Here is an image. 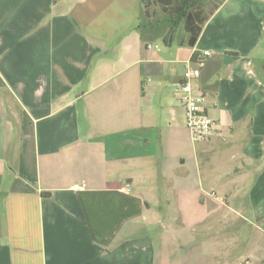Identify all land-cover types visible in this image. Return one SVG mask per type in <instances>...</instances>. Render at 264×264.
<instances>
[{"label": "crops", "instance_id": "crops-1", "mask_svg": "<svg viewBox=\"0 0 264 264\" xmlns=\"http://www.w3.org/2000/svg\"><path fill=\"white\" fill-rule=\"evenodd\" d=\"M141 21V0H0V264H210L228 205L264 244V0L222 1L193 46ZM202 51L195 144L175 89Z\"/></svg>", "mask_w": 264, "mask_h": 264}, {"label": "rangeland", "instance_id": "rangeland-1", "mask_svg": "<svg viewBox=\"0 0 264 264\" xmlns=\"http://www.w3.org/2000/svg\"><path fill=\"white\" fill-rule=\"evenodd\" d=\"M221 0H203L202 3V14L204 16H209L221 3ZM167 10V9H166ZM144 13L147 14L150 21H159L166 17L165 10L162 9V4L159 0H150L148 5L142 3V17ZM184 26L179 27L176 32V37L178 39L184 38L186 36ZM151 45L157 44V40L152 39L149 42ZM259 72L264 78V62L261 64ZM229 208L225 209L228 213V220L225 224L217 226L215 232L218 236V244L223 242L225 235H231L234 238L233 248L231 253L226 252L227 255H224L223 250L221 251L220 246H217V254L220 252L221 255L211 257L209 261L210 264H240L248 260L249 264H264V244H260L257 238L256 229L257 221L256 218L251 216H245L241 209L228 205ZM232 210V211H230ZM246 217V220L242 218ZM249 240L245 243L243 238H248ZM226 241V240H225ZM223 254V255H222ZM229 254V255H228ZM226 260V262L224 261ZM238 260L237 263H235Z\"/></svg>", "mask_w": 264, "mask_h": 264}, {"label": "built area", "instance_id": "built-area-1", "mask_svg": "<svg viewBox=\"0 0 264 264\" xmlns=\"http://www.w3.org/2000/svg\"><path fill=\"white\" fill-rule=\"evenodd\" d=\"M209 56V51H202L192 57V60L187 62L181 81L175 89L178 102L184 111L185 127L195 144L208 141L215 132V121L204 110V95L195 94L191 87L192 82L200 76L199 67ZM74 189L81 187L75 186Z\"/></svg>", "mask_w": 264, "mask_h": 264}, {"label": "trees", "instance_id": "trees-1", "mask_svg": "<svg viewBox=\"0 0 264 264\" xmlns=\"http://www.w3.org/2000/svg\"><path fill=\"white\" fill-rule=\"evenodd\" d=\"M162 9L165 10L166 17L159 21H150L146 13L142 17L139 26L140 36L143 41H149L163 37L167 24L178 26L183 24L184 30L188 35V45L193 46L196 42L202 26L208 20L209 16L202 14L203 0H159ZM224 1V0H221ZM146 6L150 0H141ZM167 9V10H166Z\"/></svg>", "mask_w": 264, "mask_h": 264}]
</instances>
